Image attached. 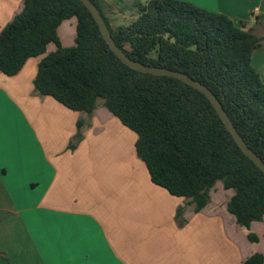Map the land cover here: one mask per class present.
I'll use <instances>...</instances> for the list:
<instances>
[{"label": "trees", "instance_id": "trees-1", "mask_svg": "<svg viewBox=\"0 0 264 264\" xmlns=\"http://www.w3.org/2000/svg\"><path fill=\"white\" fill-rule=\"evenodd\" d=\"M92 1L130 58L184 72L212 90L247 145L264 161V83L252 64L264 37L225 14L181 0L136 1L132 8L138 10L137 17L114 28L101 0ZM73 18L76 36L67 47L58 31ZM50 44L56 49L47 53ZM42 55L35 93L88 117L102 100L137 134V157L154 184L187 199L198 213L221 182L234 192L227 210L238 225L250 229L263 220L264 172L240 149L208 97L178 78L126 65L81 0H25L22 12L0 30V73L15 76L30 58ZM85 124L84 119L77 122L71 150L83 140ZM185 211L177 209L180 225L187 223ZM248 239L260 240L252 232ZM243 264H264V255L254 253Z\"/></svg>", "mask_w": 264, "mask_h": 264}, {"label": "crops", "instance_id": "crops-1", "mask_svg": "<svg viewBox=\"0 0 264 264\" xmlns=\"http://www.w3.org/2000/svg\"><path fill=\"white\" fill-rule=\"evenodd\" d=\"M24 1L0 0V30ZM181 1L264 37V0ZM45 55L30 58L15 76L0 73V264H243L264 255V218L250 229L238 225L227 210L234 192L221 182L196 213L187 199L152 182L136 154L137 134L103 102L88 117L36 94ZM252 64L264 83V45ZM80 119L84 138L71 150ZM179 207L185 225L176 219ZM250 232L259 242L248 239Z\"/></svg>", "mask_w": 264, "mask_h": 264}, {"label": "water", "instance_id": "water-1", "mask_svg": "<svg viewBox=\"0 0 264 264\" xmlns=\"http://www.w3.org/2000/svg\"><path fill=\"white\" fill-rule=\"evenodd\" d=\"M88 10L93 15L96 23L98 24L100 31L107 41L111 49L114 53L129 67L142 72V73H149L159 76H170L174 78H178L181 81L189 84L193 88L199 90L203 94H205L208 99L212 102L213 106L215 107L218 115L224 122L226 128L240 147V149L264 172V161L247 145L243 137L235 128L231 118L224 110L222 104L216 97V95L210 90L206 85L202 84L201 82L195 80L194 78L190 77L188 74L184 72H180L177 70L165 68V67H157L148 64H144L142 62L136 61L130 58L115 42L110 29L103 18L100 10L98 9L97 5L92 0H81Z\"/></svg>", "mask_w": 264, "mask_h": 264}, {"label": "rangeland", "instance_id": "rangeland-1", "mask_svg": "<svg viewBox=\"0 0 264 264\" xmlns=\"http://www.w3.org/2000/svg\"><path fill=\"white\" fill-rule=\"evenodd\" d=\"M136 0H124V2L120 0H101L102 7L106 16L108 17L110 23L114 28L120 25H128L135 17L138 15V10L136 8H132L133 2ZM144 0H140L139 2H143ZM76 19L68 20L62 23L59 28V34L61 41L64 46H72L74 44V39L67 40V31L71 30L72 37L76 36V28L74 26L70 27V24H75ZM73 31V32H72ZM51 48V49H50ZM55 49V45L51 44L48 47V51H53ZM102 102V100H99ZM221 186V184H220ZM219 191L221 187H219ZM217 195L214 194V199L218 200ZM1 244L5 247L10 248L11 239H5L4 237L1 239ZM262 248H264L262 246Z\"/></svg>", "mask_w": 264, "mask_h": 264}]
</instances>
